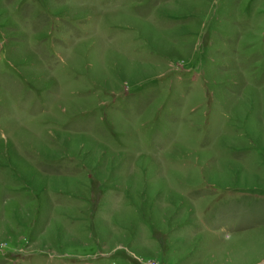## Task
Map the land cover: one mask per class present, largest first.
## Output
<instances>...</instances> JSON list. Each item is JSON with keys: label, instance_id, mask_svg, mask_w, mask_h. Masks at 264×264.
Instances as JSON below:
<instances>
[{"label": "rangeland", "instance_id": "374dc122", "mask_svg": "<svg viewBox=\"0 0 264 264\" xmlns=\"http://www.w3.org/2000/svg\"><path fill=\"white\" fill-rule=\"evenodd\" d=\"M0 264H264V0H0Z\"/></svg>", "mask_w": 264, "mask_h": 264}]
</instances>
